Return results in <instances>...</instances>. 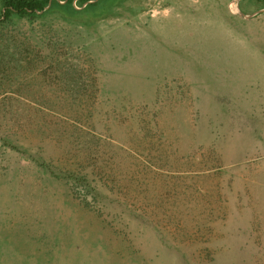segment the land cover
<instances>
[{
    "label": "rangeland",
    "instance_id": "1",
    "mask_svg": "<svg viewBox=\"0 0 264 264\" xmlns=\"http://www.w3.org/2000/svg\"><path fill=\"white\" fill-rule=\"evenodd\" d=\"M3 12L0 264H264V0Z\"/></svg>",
    "mask_w": 264,
    "mask_h": 264
},
{
    "label": "trees",
    "instance_id": "2",
    "mask_svg": "<svg viewBox=\"0 0 264 264\" xmlns=\"http://www.w3.org/2000/svg\"><path fill=\"white\" fill-rule=\"evenodd\" d=\"M3 3V17L9 19L12 15L17 14L19 16L34 15L38 12H44L49 3L52 0H1ZM83 3H88L91 0H80ZM74 0H67V4H72ZM57 7L61 6L55 2Z\"/></svg>",
    "mask_w": 264,
    "mask_h": 264
}]
</instances>
